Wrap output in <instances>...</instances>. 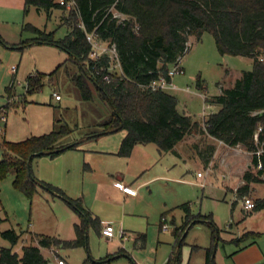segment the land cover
<instances>
[{
  "label": "trees",
  "instance_id": "16d2710c",
  "mask_svg": "<svg viewBox=\"0 0 264 264\" xmlns=\"http://www.w3.org/2000/svg\"><path fill=\"white\" fill-rule=\"evenodd\" d=\"M65 23L66 34L55 37V31L46 32L31 23H23L22 31L33 37L20 40L15 48L23 49L33 44L54 46L65 52L66 59L58 68L72 63L77 70L69 74L84 101H91L96 92L98 98L110 107V114L85 138L96 137L124 130L117 156L127 158L137 144H154L160 153L172 152L174 147L191 134L205 135L229 147L241 146L252 153L251 166L261 162L255 172L246 170L242 176L244 185L238 189L240 196H246L249 186L264 183V153L259 157L254 152L264 141V0H72ZM31 7L45 11L47 17L53 9L65 11L66 3L55 0H24L23 13ZM114 11L123 17L114 15ZM121 18V19H120ZM204 32H210L218 52L250 58L252 68L243 71L232 86L221 89L220 94L205 99V102L219 107L198 122L177 109V98L162 89L152 90L150 83L159 77L168 82L169 69L177 59L183 57L190 37L200 40ZM94 33L101 42L114 45L119 73L109 71L107 55L98 60L89 57L91 44L86 35ZM0 41L4 43L0 37ZM57 69L49 74L32 73L26 77V93L39 91L44 82L50 80ZM108 76V80L104 79ZM201 87L199 84L198 87ZM8 98L14 97L12 85L6 88ZM10 103L0 108L7 113ZM258 128L259 143L254 140ZM68 125L54 118L50 132L31 136L22 141H0V181L13 173L15 189L31 199L38 190L48 192L52 197L62 199L80 218L74 224L75 238L64 240L55 236L35 235L37 246L24 245L19 255L12 248H0V264H50L41 248H87V231L91 226L101 235L100 220L93 218L80 198L72 199L62 189L36 178L31 163L37 157L55 158L66 150L77 146L76 142L64 141ZM197 148V145H194ZM206 153L198 150L204 163H208L215 147L209 145ZM42 152V155L33 156ZM29 162V168H28ZM235 202L232 203L234 206ZM185 213L181 234L177 242L181 245L182 234L188 226L204 222L200 216H192L188 204L179 206ZM264 209V197L255 200L252 212ZM85 219L87 224L85 223ZM177 230H175L176 233ZM257 234L247 233L245 236ZM1 237L13 247L21 238L14 229L1 232ZM144 235H140L141 242ZM213 243L216 236L213 233ZM142 245V244H141ZM213 246V244H212ZM206 251L204 264H215L213 247ZM123 250L117 252L123 254ZM107 255L100 259H108ZM179 250L169 257L166 264H178ZM89 260L87 257L86 261ZM260 264H264L263 261Z\"/></svg>",
  "mask_w": 264,
  "mask_h": 264
},
{
  "label": "rangeland",
  "instance_id": "374dc122",
  "mask_svg": "<svg viewBox=\"0 0 264 264\" xmlns=\"http://www.w3.org/2000/svg\"><path fill=\"white\" fill-rule=\"evenodd\" d=\"M72 8L73 6L69 4L65 11L53 9L47 17L45 11H37L31 7L25 18L22 11L12 13V17L7 22L0 20V35L9 41L7 43L1 37L4 43L0 41V108L8 103L11 104L7 113H0V116L4 115V120L0 121V141L4 138L7 141H14L15 139L12 138H17L14 135L17 130L24 132L35 130L40 122L49 116L56 117L61 123L69 126L71 131L64 139L69 142L99 129L98 124L109 116L110 107L98 98L96 92L91 101L81 99L78 89L69 76L77 70L74 64L68 63L67 68L65 66L58 68L63 59L56 62V56L62 54L65 58V52L45 44H33L23 49L14 47L20 40L33 37L30 32L22 31L23 18L24 23H31L46 32L55 31V37L62 38L67 31L65 23ZM114 15L123 17L115 11ZM112 46L108 42L102 44V47ZM187 47L180 61L184 74L175 75L172 82L176 88L171 87L172 89L165 91L177 98V109L180 113L189 115L195 121L203 122L207 117L205 115L219 109L217 105L205 102V99L220 94L222 88L232 86L243 71L251 70L252 61L243 56L221 55L210 32H204L198 41L190 37ZM109 62L111 73L121 71L119 62L115 58L110 57ZM55 69L57 72L50 80L46 79L39 91L26 93V77L29 74L37 72L49 74L48 72ZM199 84L201 87H198ZM10 85H12V94L18 99L15 102L13 97L8 98L6 93V88ZM53 91L60 94L62 98L60 102L54 99ZM33 102L39 105L36 107L40 108H32L38 112L23 111L25 105ZM41 108H43L42 112ZM122 131L124 130L116 131L107 137H115ZM103 139L87 141V144L95 147ZM194 145H197L196 149ZM209 145L212 144L205 135L191 134L180 141L176 146L180 153V157H176V165L171 167L168 174L159 173L150 176L146 174L145 179L154 176L164 177L156 179L150 187L144 189V193L143 190H139L143 196L137 201L114 204L117 198L106 188L99 202H105L107 205L97 203L99 215L96 216L101 221L108 219L112 222L116 229L113 238L106 239L98 235L90 226L87 231L86 249L85 247L42 248V255L49 263L61 255L66 258L68 264H99L95 261H100L101 256L123 250L125 256L110 259L102 264H165L176 247L180 253L178 264H204L206 251L213 244L215 264H235L234 256L246 250L245 247L255 245L257 249H264V209L256 213L246 212L241 205L244 196L238 193V189L244 185L241 183L244 172L256 171L251 166V153L241 146L229 147L222 144L215 153L213 163L207 165L202 161L198 150L205 154ZM163 159L165 162L166 159ZM13 176V173L11 175L9 173L0 181V248L11 247L14 252L21 255L22 246L38 245L35 235L63 239V236L70 232L65 220L66 210L72 209L62 202L63 200L54 199L56 201L54 204L52 199L47 201L42 193L34 194L28 199L14 188ZM251 187L245 197L255 202L257 197L264 196V183H254ZM73 188L76 192L84 190L87 194L88 192L92 194L102 186L83 185L80 171L75 178ZM234 199L236 203L232 206ZM60 203H63L61 205L64 208L55 206ZM181 204H188L190 214L201 217L195 220L204 222L186 228L185 235L182 234L183 241L177 247L179 241L176 242L174 229L178 227L177 233L181 234L180 225L185 217L184 211L178 207ZM162 213L166 216L163 224L168 226L163 230L160 229ZM7 229H14L21 234V238L13 247L1 237V232ZM117 230L123 235L120 236ZM251 231L257 232L254 233L257 235L244 237ZM139 233L145 236L143 243L137 236ZM213 233L216 236L214 243ZM87 257L89 260L85 262Z\"/></svg>",
  "mask_w": 264,
  "mask_h": 264
},
{
  "label": "crops",
  "instance_id": "0c3cea01",
  "mask_svg": "<svg viewBox=\"0 0 264 264\" xmlns=\"http://www.w3.org/2000/svg\"><path fill=\"white\" fill-rule=\"evenodd\" d=\"M23 7H24V0H0V20L7 22L12 17L11 15L12 13H21L23 11ZM24 18L22 20V24L25 22ZM0 37L2 36L0 35ZM6 42L8 43L9 41H6ZM63 57L64 55L62 54L57 55L56 62L60 61V59L61 60L63 59L61 61L62 63L66 59L67 56L65 58ZM54 63L53 65H55ZM51 72H48V73H51ZM171 82H172V79H171ZM175 88H176V85H175ZM169 89H172V88H169ZM54 92L55 91H53V93ZM17 100L18 99L14 95L13 102ZM61 100L62 98L58 100V102H60ZM35 104L37 103L33 102V104L29 103L25 105L23 107V111H25L26 113H28L29 110H33L35 113L38 112L35 109H32V108H40V107H36L39 105H35ZM40 110L42 112L43 108H41ZM53 124H54V118L48 116V118L46 119L44 118L40 122L39 126L35 130L25 131V132L17 130L16 133H14V135H16L17 138H12V139H15L12 142L22 141L31 136H39L42 134H46L52 130ZM113 133L115 132H111L107 134H100L96 137H91V138H85L84 136H80L79 138L76 137L72 140V141H76L77 143V146L75 148L66 150L55 158H49L46 156L34 158L31 163L34 176L42 181H45L49 184L59 187L60 189L63 190V192L67 196H69L72 199L80 198L82 200L84 207L90 212L91 216L97 219H99L96 216L99 213L97 203H102V202H99V200L102 199L101 195L104 191H106V188L115 194L117 200L114 204H123L126 202L137 201V199L143 196V194L141 195L139 193V190H143V193H144V189H146V187L147 188L150 187L151 184H153L156 181V179H159L160 177H164V176H154L152 178L145 179L144 176L146 174L148 176H150L151 174H159V173L160 175L162 173L168 174L170 172L171 167L176 165V159H177L176 157H180V153L177 150V147H176L177 145L174 147V150L172 152L160 153L157 150L156 146L150 143V144H137L134 146L129 157L127 158L119 157L116 155V153L120 147L121 141L123 137L125 136L126 132L122 131L119 135L115 137H107L108 135L113 134ZM102 138H104L103 141H101V143L98 145L96 144L95 147L87 144V141L100 140V139L102 140ZM208 142L215 147L214 152H213L214 155H212L209 158V161L207 163V165H211L213 163V159H215L214 158L215 153L219 151L220 145H222L223 143L211 137H208ZM163 158L166 159L165 162L163 161L164 160ZM80 171L82 173L83 185L84 184L85 185L97 184L100 187L102 186V188H98L97 190H94L92 194H90L89 192L87 194V192L84 190H82L81 192L80 191L76 192L73 186L75 185V178ZM129 174H131V176H129ZM115 182H120L124 185H128L136 189L137 190L136 195L132 196V195L123 193L114 184ZM241 183L244 184V181L242 178H241ZM252 185L253 184L249 186L250 189L252 188L251 187ZM229 188L231 189V187ZM41 193L46 197L47 201H49V199L50 200L52 199L53 204L56 202L54 199H58L62 201V199L58 197H52L48 192H45L43 190H38L36 195H40ZM234 202H235V199H234ZM61 204L63 203H60V205H55V206H57L58 208H64L62 207L63 205ZM102 204H106V203L103 202ZM246 212H249V211H246ZM161 216L162 218H164V220H162L161 218L160 229L163 230L162 228L163 221H165L166 219L165 213H162ZM65 220H66V224L69 227L70 232L67 235L63 236V239L65 238L67 240H72L75 238L74 224L76 223L79 224L80 218L76 214V212H74L73 210H69V211L66 210ZM108 224L113 226L112 222L109 221L108 219H105L102 221L100 220V229H102L105 225H108ZM172 224H174L173 220H172ZM182 224L180 226H182ZM190 227L191 226H189L188 228ZM176 228L178 227H175L174 235L177 238L178 233L177 231L175 233ZM251 233H257V232L251 231ZM140 235H144V234L142 233L137 234V236L139 237ZM184 235H182L181 238H183ZM135 244H136V241H135ZM179 245L180 244H178L177 247H179ZM177 249L176 247H174L175 251ZM244 249L246 250L244 251L242 250V252H239L237 255L234 256L235 264H256V263L260 264L263 261L264 249H257L255 245L253 246L249 245L245 247ZM40 250L42 253V248ZM118 251L114 252L113 254L108 253L105 256H101L100 259L106 257L107 255H113L110 259L118 258L115 256L117 255ZM58 254H59V251H58ZM123 255L124 254H122L121 256ZM171 255L172 253L169 255V257ZM169 257L166 259L165 264L167 263ZM60 258L64 259L66 264H68L65 257L60 255ZM104 260H100V261H104ZM105 262H108V261L100 262L99 264H102ZM50 264H55L54 260H51Z\"/></svg>",
  "mask_w": 264,
  "mask_h": 264
},
{
  "label": "built area",
  "instance_id": "2783aa9c",
  "mask_svg": "<svg viewBox=\"0 0 264 264\" xmlns=\"http://www.w3.org/2000/svg\"><path fill=\"white\" fill-rule=\"evenodd\" d=\"M56 2H59L61 4L66 3V7L70 5H74L72 0H55ZM116 16V15H115ZM86 38L88 40V42L91 44V50L89 53V57L93 60H98L100 57H102L103 55H107L108 58L113 59L115 58L116 61L118 62V57H117V53L115 50L114 45L110 48V47H102L103 42L99 41L98 39L95 38L94 33H89L86 35ZM111 53V55H109ZM181 58H178L176 63L173 64V66L169 69L168 71V75L171 77V79L175 76V75H182L184 74V70L183 68L180 66V61ZM104 79L108 80V76H104ZM150 88L152 90H157V89H162V90H166L169 89L171 87L175 88V86L172 84V82H168L164 77H159L157 80L152 81L150 83ZM53 97L56 101L61 99V96L54 92L53 93ZM4 120V115L0 116V121ZM261 131V128H258V130L256 131L255 135H254V140L256 141V143H259V132ZM1 132V130H0ZM264 153V141L260 142V146L259 148L254 152V154L256 156H260ZM252 155V153H251ZM261 168V162L259 161L257 166L254 167L255 170L260 169ZM198 176H200V174L198 173ZM123 193L128 194V195H136L137 190L128 186V185H124L120 182H115L114 183ZM242 207L245 211H253L254 207H255V202L248 198V197H244L243 201L241 202ZM162 220H164V218H162ZM163 229H167L168 226L166 224L162 225ZM116 231L114 229V227L112 225H105L102 229H101V235L103 237H105L106 239H111L115 236ZM120 236L123 235V233L120 231L118 233ZM54 262L55 264H66L65 260L60 258V257H55L54 258Z\"/></svg>",
  "mask_w": 264,
  "mask_h": 264
},
{
  "label": "water",
  "instance_id": "95a60500",
  "mask_svg": "<svg viewBox=\"0 0 264 264\" xmlns=\"http://www.w3.org/2000/svg\"><path fill=\"white\" fill-rule=\"evenodd\" d=\"M43 153L42 152H39V153H35V154H33V156H39V155H42ZM28 168H29V162H28ZM85 223L87 224V222H86V219H85ZM185 234V233H184ZM214 251H215V246L213 247V255H214ZM116 257H119L120 255H115ZM123 256H125V255H123ZM104 261H108V259H106V260H104ZM104 261H95V262H98V263H100V262H104Z\"/></svg>",
  "mask_w": 264,
  "mask_h": 264
}]
</instances>
